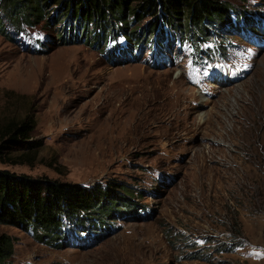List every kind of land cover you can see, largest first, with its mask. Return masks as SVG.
Segmentation results:
<instances>
[{"label":"rangeland","instance_id":"rangeland-1","mask_svg":"<svg viewBox=\"0 0 264 264\" xmlns=\"http://www.w3.org/2000/svg\"><path fill=\"white\" fill-rule=\"evenodd\" d=\"M231 2L259 20L256 30L231 31L210 59L193 60L192 46L173 38L160 68L149 42L135 60L112 63L106 43L61 41L68 25L58 16L76 0H41L42 18L19 33L3 17L0 126L31 115L36 146L29 162L0 160V170L126 185L146 207L82 247L78 233L57 248L0 224L12 264H264V0ZM151 21L132 23L141 40Z\"/></svg>","mask_w":264,"mask_h":264},{"label":"trees","instance_id":"trees-1","mask_svg":"<svg viewBox=\"0 0 264 264\" xmlns=\"http://www.w3.org/2000/svg\"><path fill=\"white\" fill-rule=\"evenodd\" d=\"M40 1L0 0V31L7 34L2 26L3 17L18 33L34 27L43 16ZM133 1L138 2L135 7H131ZM231 1L76 0L77 9L70 6L64 10L62 7L64 11L58 16L59 23H65V27L68 25L60 40L85 43L93 40V46L106 43L104 53L112 63L135 60L142 43L149 42L155 49L152 51V65L160 68L168 58L162 52V44L174 38L181 44L187 42L192 46L193 60L199 56L210 59L215 49L219 53L225 52L231 42V31L240 34L246 29L255 30L254 24L258 23L247 10ZM236 1L246 3L248 0ZM158 13L165 14L164 22L160 21L164 18ZM146 18L152 21L143 29L145 37L141 40L140 34L137 35L139 32L131 26L136 19ZM119 39H123V44ZM207 43L215 46L206 48L203 53L201 47ZM38 46L36 52H43L45 43ZM35 127L36 122L29 114L19 121L9 120L0 126V160L10 161L11 157H17L14 163L29 162L34 157L32 148L36 146L29 141ZM21 150L25 152L11 156ZM134 193L128 186L113 182L86 187L0 170V224L19 228L30 233L37 242L53 247L61 248L75 240L79 242L78 247H82L87 236L99 239L102 229H116L114 223L117 219H129L137 213L139 217L145 212L144 205L131 201ZM74 233L78 234L70 242ZM13 254V238L1 233L0 264H12Z\"/></svg>","mask_w":264,"mask_h":264},{"label":"bare ground","instance_id":"bare-ground-1","mask_svg":"<svg viewBox=\"0 0 264 264\" xmlns=\"http://www.w3.org/2000/svg\"><path fill=\"white\" fill-rule=\"evenodd\" d=\"M171 42H172V41H171ZM154 50H155V49H154ZM156 65H157V64H156ZM203 100H204V99H203ZM201 119H205V117H203V116H202V118H201Z\"/></svg>","mask_w":264,"mask_h":264}]
</instances>
